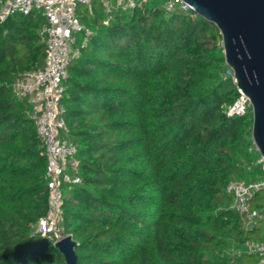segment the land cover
<instances>
[{
    "label": "trees",
    "instance_id": "obj_1",
    "mask_svg": "<svg viewBox=\"0 0 264 264\" xmlns=\"http://www.w3.org/2000/svg\"><path fill=\"white\" fill-rule=\"evenodd\" d=\"M165 1L116 10L107 26L99 2L78 9L91 34L77 35L63 104L81 183L63 185V232L78 264H256L231 253L264 220L249 226L227 192L264 179L252 107L227 115L239 92L219 29ZM45 26L39 10L0 21V264H67L37 230L48 161L12 90L44 67Z\"/></svg>",
    "mask_w": 264,
    "mask_h": 264
},
{
    "label": "built area",
    "instance_id": "obj_2",
    "mask_svg": "<svg viewBox=\"0 0 264 264\" xmlns=\"http://www.w3.org/2000/svg\"><path fill=\"white\" fill-rule=\"evenodd\" d=\"M95 2H99L106 12L104 24L107 26L116 10L143 8L148 0H0L2 22L17 13L27 15L33 10H39L46 19V26L41 32L46 44L45 65L18 77L12 90L19 101L29 104V116L34 121L48 161L50 211L40 221L37 230L55 242L64 234L63 185L65 182L81 183L76 159L78 146L69 137L70 129L65 117V80L72 59L79 53L76 49L77 35L91 34L88 26L81 21L78 9L83 6L91 13ZM165 8L170 12L177 8L191 11L183 0H166ZM231 74L234 78L232 71ZM238 92V98L226 110L228 116L246 115L251 107L248 97L240 89ZM259 163L264 169V158L261 156ZM263 191L264 179L253 183L232 181L227 187V192L234 199L232 208L249 226L264 220V206L257 209L253 205L256 195ZM231 255L254 256L256 264H264V240L250 242L243 249L233 250Z\"/></svg>",
    "mask_w": 264,
    "mask_h": 264
},
{
    "label": "water",
    "instance_id": "obj_3",
    "mask_svg": "<svg viewBox=\"0 0 264 264\" xmlns=\"http://www.w3.org/2000/svg\"><path fill=\"white\" fill-rule=\"evenodd\" d=\"M191 11L214 24L223 38L235 85L249 99L252 140L264 158V0H183ZM67 264H78L77 244L63 234L55 242Z\"/></svg>",
    "mask_w": 264,
    "mask_h": 264
},
{
    "label": "rangeland",
    "instance_id": "obj_4",
    "mask_svg": "<svg viewBox=\"0 0 264 264\" xmlns=\"http://www.w3.org/2000/svg\"><path fill=\"white\" fill-rule=\"evenodd\" d=\"M82 9H85L83 6L81 7ZM69 173H71L69 171ZM68 183L65 182L64 185H67ZM264 237V223H260L258 228L254 231L253 233V240L251 242H255L258 238Z\"/></svg>",
    "mask_w": 264,
    "mask_h": 264
}]
</instances>
